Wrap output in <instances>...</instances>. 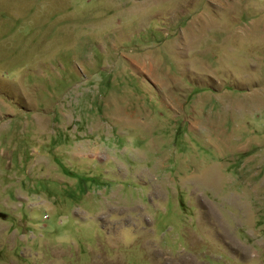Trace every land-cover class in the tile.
Wrapping results in <instances>:
<instances>
[{"label": "rangeland", "instance_id": "374dc122", "mask_svg": "<svg viewBox=\"0 0 264 264\" xmlns=\"http://www.w3.org/2000/svg\"><path fill=\"white\" fill-rule=\"evenodd\" d=\"M0 264H264V0H0Z\"/></svg>", "mask_w": 264, "mask_h": 264}]
</instances>
